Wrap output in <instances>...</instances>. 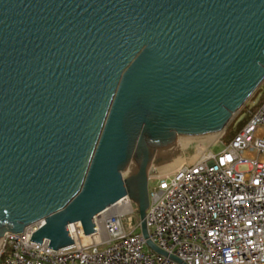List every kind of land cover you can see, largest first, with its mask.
<instances>
[{
    "label": "water",
    "instance_id": "95a60500",
    "mask_svg": "<svg viewBox=\"0 0 264 264\" xmlns=\"http://www.w3.org/2000/svg\"><path fill=\"white\" fill-rule=\"evenodd\" d=\"M263 80L264 0H0V239L38 223L29 241L68 247L128 196L166 256L151 162L222 132Z\"/></svg>",
    "mask_w": 264,
    "mask_h": 264
},
{
    "label": "built area",
    "instance_id": "2783aa9c",
    "mask_svg": "<svg viewBox=\"0 0 264 264\" xmlns=\"http://www.w3.org/2000/svg\"><path fill=\"white\" fill-rule=\"evenodd\" d=\"M252 109L218 154L148 176V240L166 256L146 244L124 196L94 217V233L68 225L73 243L59 250L29 241L38 223L7 233L0 264H264V99Z\"/></svg>",
    "mask_w": 264,
    "mask_h": 264
},
{
    "label": "rangeland",
    "instance_id": "374dc122",
    "mask_svg": "<svg viewBox=\"0 0 264 264\" xmlns=\"http://www.w3.org/2000/svg\"><path fill=\"white\" fill-rule=\"evenodd\" d=\"M263 98L264 80L253 92V94L247 99L243 106L232 116L222 132L211 135L177 137L176 140L180 148V155L174 160L167 163H156L152 161L149 166L148 176L152 177L156 176L157 173H160V166H164L167 169L171 167L170 169H173L171 170V172L175 171L183 164L195 162L198 157L205 151H210L212 154H218L222 150V146L230 140L227 136H230L232 133H234L236 129H238V125L242 123V121L246 123L249 118V111L252 108H256ZM242 126L243 125H241L240 128H242ZM224 134L226 137H223ZM161 172L164 173V171ZM123 176H125V174H123Z\"/></svg>",
    "mask_w": 264,
    "mask_h": 264
},
{
    "label": "bare ground",
    "instance_id": "6f19581e",
    "mask_svg": "<svg viewBox=\"0 0 264 264\" xmlns=\"http://www.w3.org/2000/svg\"><path fill=\"white\" fill-rule=\"evenodd\" d=\"M218 134V133H217ZM211 135V134H210ZM182 166V165H181ZM180 166V167H181ZM171 168V167H170ZM170 168H165L164 166L162 167V166H160V169H161V171H164V173H169V172H171V170H173V169H170ZM161 171H159L160 173H163V172H161ZM126 173V171L124 170L123 171V174H125Z\"/></svg>",
    "mask_w": 264,
    "mask_h": 264
},
{
    "label": "trees",
    "instance_id": "16d2710c",
    "mask_svg": "<svg viewBox=\"0 0 264 264\" xmlns=\"http://www.w3.org/2000/svg\"><path fill=\"white\" fill-rule=\"evenodd\" d=\"M264 99V98H263ZM262 99V100H263ZM253 111L255 110V108L254 109H252ZM245 123L242 121V123H240L239 125H238V129H236V131L234 132V133H232L230 136L228 135L227 137L229 138V139H231L232 137H233V135L239 130V128H240V126L241 125H244ZM230 134V133H229ZM225 136V134L223 135V137ZM226 137V136H225ZM227 138V139H228Z\"/></svg>",
    "mask_w": 264,
    "mask_h": 264
}]
</instances>
